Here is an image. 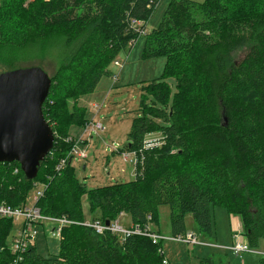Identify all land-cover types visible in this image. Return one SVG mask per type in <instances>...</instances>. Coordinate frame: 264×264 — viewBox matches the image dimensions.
<instances>
[{
	"label": "trees",
	"instance_id": "1",
	"mask_svg": "<svg viewBox=\"0 0 264 264\" xmlns=\"http://www.w3.org/2000/svg\"><path fill=\"white\" fill-rule=\"evenodd\" d=\"M158 2L0 0V52L55 53L59 60L43 106L53 149L33 180L25 179L18 162L0 163V204L25 205L40 184L41 212L78 222L63 228L59 252L45 257L34 243L14 253L7 239L15 221L0 217V264H171L162 240L84 225L85 188L73 159L57 170L76 141L70 124H88L83 109L69 111L68 102L111 74V64L141 37ZM142 55L166 61L163 76L143 88L141 114L122 149L134 155L135 177L90 190L93 221L128 214L133 227L162 234L152 224L167 205L171 236L187 233L190 212L201 233L213 237L214 209L222 207L240 217L247 244L258 247L264 238V0H170L158 26L144 36ZM167 78L175 80L174 93ZM155 133L156 139H147ZM207 254L200 264H228L221 253Z\"/></svg>",
	"mask_w": 264,
	"mask_h": 264
},
{
	"label": "rangeland",
	"instance_id": "2",
	"mask_svg": "<svg viewBox=\"0 0 264 264\" xmlns=\"http://www.w3.org/2000/svg\"><path fill=\"white\" fill-rule=\"evenodd\" d=\"M169 2L170 0H159L145 23L147 32L158 26ZM143 45L144 36H141L130 49L127 48L117 56L110 66L111 74L103 76L93 92L81 95L77 101L68 102L69 111H72L76 105L83 109L85 122L100 124L104 127L103 130L98 127L95 130L92 124L86 126L84 122L83 124L71 123L69 127L70 136L78 140V150L86 154V158L75 156L71 163L75 177L85 188L80 199L85 224L93 222L88 199L90 190L118 182H130L135 177L134 155L131 153L129 158H125V154L130 152H123L122 149L129 142L134 117L141 114L140 102L145 92L143 88L152 80L163 76L166 61L163 56L144 58ZM245 51V49L238 51L235 55L236 59H241ZM58 65L59 60L55 53L39 55L11 49L0 52V72L39 66L49 74L53 82ZM167 81L172 85L174 93L175 80L167 78ZM158 136V133L150 134L147 139ZM40 188L42 186L39 184L33 186L28 192L25 202L27 206L34 204V196ZM214 212L213 225L216 232L213 237L201 233L190 212L185 215L186 230L188 234L196 235L200 242L218 244L222 248H211L208 251L209 247L164 239L162 246L168 261L171 264H200V258L209 252L208 254H223L228 264H258L261 256L264 255V238H260L258 247L250 248L249 252L233 254L228 249L232 243L237 241L247 243L240 217L233 215L230 218L222 207H216ZM117 220L127 230L133 226L132 218L128 214L119 215ZM14 221L7 239L9 246L23 222V220ZM56 226L54 222L45 221L43 226H38V235L33 240L37 252L45 257L59 252L60 237L51 235ZM152 227L159 229L164 236L172 235L169 206L159 207V222L152 224Z\"/></svg>",
	"mask_w": 264,
	"mask_h": 264
},
{
	"label": "water",
	"instance_id": "3",
	"mask_svg": "<svg viewBox=\"0 0 264 264\" xmlns=\"http://www.w3.org/2000/svg\"><path fill=\"white\" fill-rule=\"evenodd\" d=\"M51 85L39 66L0 72V163L18 162L26 180L37 177L55 143L43 112Z\"/></svg>",
	"mask_w": 264,
	"mask_h": 264
},
{
	"label": "built area",
	"instance_id": "4",
	"mask_svg": "<svg viewBox=\"0 0 264 264\" xmlns=\"http://www.w3.org/2000/svg\"><path fill=\"white\" fill-rule=\"evenodd\" d=\"M136 26H140L142 23L140 20H135L132 22ZM140 30L139 28L137 29ZM147 29H143L140 32V36H145L147 33ZM116 77V76H114ZM92 123L86 124V126L90 125ZM93 129L97 130V127L99 129H104L100 124L96 125L95 123L92 124ZM76 140V139H75ZM78 140L75 141L73 144V148L68 154L67 157L62 158L60 162L57 165V170H62L67 162L74 159L75 156L80 158H86V154L83 151L78 150L77 148ZM130 153L125 154V158H129ZM69 159V160H68ZM18 171V169H16ZM42 188L38 189L36 192V195L34 196V204L32 206L21 205V206H12L10 204H7L5 202L0 204V217H8L12 218L14 220H23L20 229L18 230V234L14 237L12 244L10 245L12 251L14 253L16 252H23L25 248L30 244L33 243V240L38 235V226H43L45 221H51L57 224V226L52 230V236L53 237H61L62 230L65 226L71 225V224H78V222L69 220L66 217H51L44 215L40 208L37 206V202L39 198L43 195V187L44 185H41ZM151 216H148V219H150ZM86 226H90L96 230L98 233H102L105 230H108L112 233H121L123 236L129 235L130 233H143L145 235H148L152 238L153 242H157L160 240H167V241H173V242H181V243H187L192 245H200V246H206V247H212V248H222V246L214 243H208V242H200L198 240V237L194 234H184V235H177V236H164L160 233L153 232L150 230L149 227H146L145 229H142L139 226L131 227L130 229H126L125 227H122L119 223V220H114L110 222L109 225H106V223H102L100 221H93L92 223L85 224ZM230 251H232L235 255H240L245 252L250 251V247L247 243H242L241 241H237L232 243V246L228 248Z\"/></svg>",
	"mask_w": 264,
	"mask_h": 264
},
{
	"label": "crops",
	"instance_id": "5",
	"mask_svg": "<svg viewBox=\"0 0 264 264\" xmlns=\"http://www.w3.org/2000/svg\"><path fill=\"white\" fill-rule=\"evenodd\" d=\"M154 139H156V138H153V140H154ZM231 217H233V215H232V216H230V218H231ZM240 220H241V219H240ZM234 221H235V220H234ZM241 224H242V222H241ZM233 227H234V226H233ZM233 227H232V228H233ZM242 228H243V226H242ZM233 233H234V232H233Z\"/></svg>",
	"mask_w": 264,
	"mask_h": 264
}]
</instances>
